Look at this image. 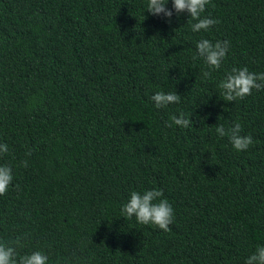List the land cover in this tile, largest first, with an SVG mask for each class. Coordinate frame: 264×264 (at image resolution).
I'll list each match as a JSON object with an SVG mask.
<instances>
[{
  "label": "trees",
  "instance_id": "trees-1",
  "mask_svg": "<svg viewBox=\"0 0 264 264\" xmlns=\"http://www.w3.org/2000/svg\"><path fill=\"white\" fill-rule=\"evenodd\" d=\"M147 4L0 0V165L13 173L0 241L26 235L20 255L245 264L264 245V89L227 102L217 86L233 67L264 73V0H211L201 17L219 23L199 32L187 12L169 23ZM201 38L230 42L219 69L197 56ZM158 91L179 103L157 108ZM181 113L193 124H174ZM235 123L247 150L216 132ZM151 189L174 209L170 231L122 217L132 191Z\"/></svg>",
  "mask_w": 264,
  "mask_h": 264
},
{
  "label": "clouds",
  "instance_id": "clouds-1",
  "mask_svg": "<svg viewBox=\"0 0 264 264\" xmlns=\"http://www.w3.org/2000/svg\"><path fill=\"white\" fill-rule=\"evenodd\" d=\"M211 0H172V8L166 7L168 0H148L147 11L154 16H162L171 22L173 14L179 16L187 12L192 20L196 21L191 25L193 32L207 31L211 26L219 23L218 20L210 17H201L206 6ZM174 10V11H173ZM230 42L227 40H211L201 38L196 43L197 56L203 58L210 69H219L223 59L227 55ZM196 58V57H194ZM204 78H210L211 72H203ZM220 96L224 101L232 102L243 99L252 94V90L264 89V73L250 72L247 67H233L218 83ZM150 99L157 108L165 107L172 103H179L180 95L177 92H155ZM192 115V114H191ZM172 122L182 128L193 124L191 118H186L183 113L179 116H172ZM242 126L235 123L232 127L225 129L223 125L216 127V132L221 137L227 136L230 143L237 151L247 150L253 144L250 135H242ZM8 152L7 144L0 143V155ZM28 155L31 153L28 152ZM23 167L28 166L27 160L22 162ZM13 181L11 166L0 165V195H4ZM164 196L161 189L145 190L143 193L132 191L129 199L121 208L122 217L131 219L143 225H154L163 231H170L169 225L174 220V209ZM25 236H16L14 240L7 242L0 241V264H47L48 256L41 250L30 254L20 255L17 248H22ZM245 264H264V245L257 246L255 252L249 255Z\"/></svg>",
  "mask_w": 264,
  "mask_h": 264
}]
</instances>
